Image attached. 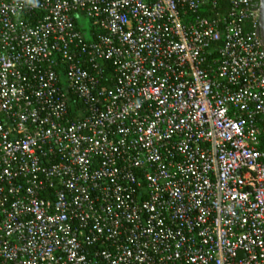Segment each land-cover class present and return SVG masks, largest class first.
<instances>
[{
  "label": "built area",
  "instance_id": "1",
  "mask_svg": "<svg viewBox=\"0 0 264 264\" xmlns=\"http://www.w3.org/2000/svg\"><path fill=\"white\" fill-rule=\"evenodd\" d=\"M219 1L0 0V264H264L257 0Z\"/></svg>",
  "mask_w": 264,
  "mask_h": 264
},
{
  "label": "water",
  "instance_id": "2",
  "mask_svg": "<svg viewBox=\"0 0 264 264\" xmlns=\"http://www.w3.org/2000/svg\"><path fill=\"white\" fill-rule=\"evenodd\" d=\"M257 36L264 49V0H257Z\"/></svg>",
  "mask_w": 264,
  "mask_h": 264
},
{
  "label": "rangeland",
  "instance_id": "3",
  "mask_svg": "<svg viewBox=\"0 0 264 264\" xmlns=\"http://www.w3.org/2000/svg\"><path fill=\"white\" fill-rule=\"evenodd\" d=\"M76 20L78 21V23L84 26L82 29L87 30L88 22L86 20L82 19L81 17H77ZM85 36H87V34Z\"/></svg>",
  "mask_w": 264,
  "mask_h": 264
},
{
  "label": "trees",
  "instance_id": "4",
  "mask_svg": "<svg viewBox=\"0 0 264 264\" xmlns=\"http://www.w3.org/2000/svg\"><path fill=\"white\" fill-rule=\"evenodd\" d=\"M218 4H219V10L224 11L226 9V5L223 0H220Z\"/></svg>",
  "mask_w": 264,
  "mask_h": 264
}]
</instances>
